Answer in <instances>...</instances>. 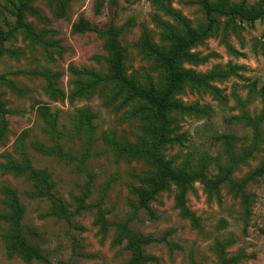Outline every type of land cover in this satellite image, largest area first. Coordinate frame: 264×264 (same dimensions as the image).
Returning a JSON list of instances; mask_svg holds the SVG:
<instances>
[{
    "label": "rangeland",
    "instance_id": "1",
    "mask_svg": "<svg viewBox=\"0 0 264 264\" xmlns=\"http://www.w3.org/2000/svg\"><path fill=\"white\" fill-rule=\"evenodd\" d=\"M210 1L264 10V0ZM19 9L33 35L19 27ZM81 17L101 29L112 22L127 73L141 84L151 77L158 90L166 86L167 73L142 50L144 35L169 50V28L183 32L178 17L195 30L209 23L202 0H0V33L12 32L4 41L8 52L0 57V75L21 89L0 81V99L9 110L4 133L0 123V213L11 212L8 190H15L25 208V234L50 261L10 255L3 238L10 226L0 217V264H130L131 252L126 241H117L116 227L103 231L97 222L98 207L107 222L127 221L155 238L145 246L153 256L146 264H264V175L256 172L264 161V16L249 23L216 14L217 28L191 48L199 60L182 64L197 74L221 75L210 80L214 90L186 85L175 94L200 112L172 114L184 139L164 150L176 168L194 172L203 165L211 180L197 179L186 193L196 220L178 206L179 185L150 202L154 215L139 205L136 189L154 168L118 155L113 139L136 143L144 136L140 102L126 101L115 84L99 83L91 95L72 96L76 79L91 84L110 73L105 36L73 29ZM54 80L64 96L48 93ZM43 107L55 118L53 126ZM84 108L96 117L78 123ZM23 152L35 169L51 174L53 192L73 212L68 218L52 213L54 203L36 195L34 180L8 168L23 163ZM81 197L86 208L76 212Z\"/></svg>",
    "mask_w": 264,
    "mask_h": 264
},
{
    "label": "trees",
    "instance_id": "2",
    "mask_svg": "<svg viewBox=\"0 0 264 264\" xmlns=\"http://www.w3.org/2000/svg\"><path fill=\"white\" fill-rule=\"evenodd\" d=\"M204 9L206 10L209 23L205 29L195 30L191 28L184 17H178L183 32H178L169 28L166 39L171 41L169 50L159 47L155 44L146 33L141 42V48L145 54L155 59L157 65L167 73L166 86L163 89H156L152 78L148 77L145 84L137 82L134 76L127 73L125 65V53L118 40V32L111 22L107 28L101 29L97 24L92 23L83 17L74 24L73 29L77 32H99L105 36V47L110 53V73L105 76H95L91 84H85L81 78L75 80V90L72 96L91 95L92 86L99 83L115 84L121 92L126 94V101H139L140 106L137 112L141 113L144 120L143 133L138 142L120 143L113 139V145L118 155H124L128 158H138L146 161L154 168V173L142 178L143 186L137 188L139 205L153 214V210L149 206L150 202L157 198V195L163 191H168L172 185L181 187L180 194L177 198L178 206L182 212L196 220L195 216L186 203V193L191 184L197 179L205 182H211L207 178L204 166L199 170L190 172L185 167L176 168L173 161L165 156L164 150L172 144H180L184 139L183 134L177 132V120L173 113L182 115L187 113H198L200 110L192 105L185 104L175 97V94L182 91L186 85L212 89L210 80L221 75L216 74H197L193 70L185 69L183 62H197L199 58L191 48L202 42L204 38L211 35L217 28L218 22L216 14H226L238 17L242 21L254 23L257 19L264 16V10L249 12L243 7L223 8L219 4H214L210 0H202ZM19 27L25 29L30 35L29 26L22 22V10L18 11ZM12 32L6 35L0 33V57L8 52L4 46V41L10 37ZM75 73L79 74V70L73 68ZM56 79V77H55ZM0 81L8 84V86L16 91L21 92L17 85L7 78L6 75H0ZM48 93L54 96L61 93L56 86V80L51 82ZM9 110L5 107V102L0 99V123L2 133L7 129L8 121L6 114ZM49 122L50 126L54 124L55 118L50 113L48 107H43L41 112ZM96 114L90 108L79 110L78 123L84 121L90 122ZM23 163H12L8 168L18 174H24L28 179L34 180L40 188L36 193L38 196H46L53 203L52 213L60 218H68L73 212H70L64 200L53 192V182L51 174L46 170H37L32 164L30 158L23 152ZM259 175H264V161L256 171ZM232 187L241 189L243 184L229 180ZM9 204L12 207L9 213H0V217L9 223L10 229L3 233L7 249L10 255H20L25 260L39 261L49 263L48 256L35 244L31 243L26 234L23 224L24 206L15 190L9 189ZM82 208H86L85 199L79 198V207L76 212ZM97 222L103 231H107L110 225H114L117 231V241H126V248L131 252L130 264H146L153 259V256L146 254L145 246L155 241L151 236H145L133 230L127 221L107 222L103 210L98 207Z\"/></svg>",
    "mask_w": 264,
    "mask_h": 264
}]
</instances>
